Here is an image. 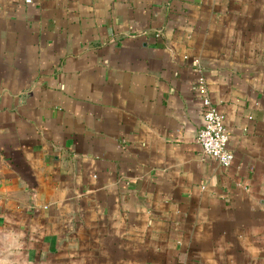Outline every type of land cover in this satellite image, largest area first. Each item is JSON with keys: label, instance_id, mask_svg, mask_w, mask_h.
Here are the masks:
<instances>
[{"label": "crops", "instance_id": "0c3cea01", "mask_svg": "<svg viewBox=\"0 0 264 264\" xmlns=\"http://www.w3.org/2000/svg\"><path fill=\"white\" fill-rule=\"evenodd\" d=\"M0 264H264V0H0Z\"/></svg>", "mask_w": 264, "mask_h": 264}, {"label": "built area", "instance_id": "2783aa9c", "mask_svg": "<svg viewBox=\"0 0 264 264\" xmlns=\"http://www.w3.org/2000/svg\"><path fill=\"white\" fill-rule=\"evenodd\" d=\"M195 60L199 61L198 58ZM198 87L204 123L198 129L197 141L204 151L220 164L229 166L234 158V152L229 147L230 132L226 125V115L213 101L202 73L198 77Z\"/></svg>", "mask_w": 264, "mask_h": 264}]
</instances>
